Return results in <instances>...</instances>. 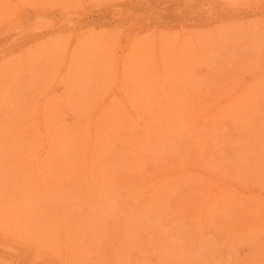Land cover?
<instances>
[{
  "label": "rangeland",
  "instance_id": "374dc122",
  "mask_svg": "<svg viewBox=\"0 0 264 264\" xmlns=\"http://www.w3.org/2000/svg\"><path fill=\"white\" fill-rule=\"evenodd\" d=\"M0 1V264H264V0Z\"/></svg>",
  "mask_w": 264,
  "mask_h": 264
},
{
  "label": "bare ground",
  "instance_id": "6f19581e",
  "mask_svg": "<svg viewBox=\"0 0 264 264\" xmlns=\"http://www.w3.org/2000/svg\"><path fill=\"white\" fill-rule=\"evenodd\" d=\"M1 2V1H0ZM1 5V3H0ZM134 48V52L136 51L135 55L136 58H134L135 61H133L134 65L136 67L142 68L144 67V65L146 64L148 57L146 56V46L143 44H136ZM138 52V53H137ZM167 50H163L161 52L157 51L156 54V58L158 60V68L160 69V79L163 80L161 84V87L166 88L167 87V71L164 69V64L162 62V59L164 55L167 54ZM179 61V60H178ZM246 91H243V95L244 97L247 95L245 93ZM235 96L230 98V104L234 105L236 102ZM121 102L125 103V101H123V98H121ZM107 107L106 106H102L101 109L99 110L100 113H102L103 111H106ZM130 112V116L132 118H136L137 119V115L133 113V111H129ZM41 122L40 120V116H38V122ZM94 121L92 122H88V131L87 135L91 137V146H90V150L93 152L94 150V146H97L98 144V137L96 132L93 131V125ZM156 123L159 128H162L161 126V122L157 119H155V121H150L149 123L145 122V125L143 127L140 128V130L145 131L147 129V126L150 124ZM85 135V134H84ZM13 140L15 141V139H17V135L15 134L13 137ZM139 140V138H138ZM46 142V141H45ZM43 143L42 147L39 148L38 150H36L35 152H28L26 154V156L23 158V161H25L28 164H33L35 167L38 166V168L40 170H43V167L48 164L51 161V158L53 157V149H54V142L50 141L48 143ZM50 145V147H49ZM133 148V147H132ZM132 150V149H131ZM248 150V149H247ZM86 163V162H85ZM43 178H44V174H43ZM45 180V179H43ZM214 182L212 184V186L210 187V191L214 192V194H212L210 196V198L207 200V203H210L211 201H213L214 199H216L217 197H220L224 192H227L228 194H236L237 195V190L234 187L233 184H230L229 182H223V183H218L216 180L217 178H214ZM155 187H158L160 185V180L154 181ZM17 201L12 200L9 202L8 207H1L0 206V212H3L0 217H2L1 219L4 220V224L8 227H12V226H16L17 225V220H18V212H19V207H17ZM34 251L36 253H40L42 252L41 249L36 248L34 249Z\"/></svg>",
  "mask_w": 264,
  "mask_h": 264
}]
</instances>
